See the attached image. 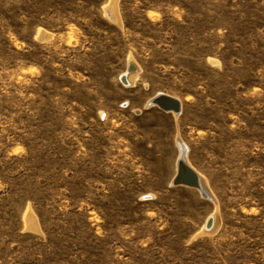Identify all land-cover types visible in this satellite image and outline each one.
I'll use <instances>...</instances> for the list:
<instances>
[{
  "label": "rangeland",
  "instance_id": "obj_1",
  "mask_svg": "<svg viewBox=\"0 0 264 264\" xmlns=\"http://www.w3.org/2000/svg\"><path fill=\"white\" fill-rule=\"evenodd\" d=\"M0 264H264V0H0Z\"/></svg>",
  "mask_w": 264,
  "mask_h": 264
},
{
  "label": "bare ground",
  "instance_id": "obj_2",
  "mask_svg": "<svg viewBox=\"0 0 264 264\" xmlns=\"http://www.w3.org/2000/svg\"><path fill=\"white\" fill-rule=\"evenodd\" d=\"M109 14H111V16L113 17V18H115L114 16V14H113V12L112 13H110L109 12ZM43 36H45V34H43ZM131 63V62H130ZM132 64V63H131ZM130 66V65H129ZM132 66H134V63H133V65ZM136 66V65H135ZM137 68V67H136ZM137 71H138V68L137 69H135V67H130V69H129V71H128V73L127 74H125L124 75V80H125V83H127V84H132L131 82H132V78L135 76V74L137 73ZM135 78H133V80H134ZM161 95H163V94H161ZM160 96V95H159ZM159 96L158 97H156L155 99H154V101L155 100H157L158 98H159ZM154 101H152V102H154ZM152 102L150 103L151 105H155V106H157L156 104H152ZM163 106H165L166 108H170L171 107V103L170 102H168V101H164V100H162V99H160V101H159ZM180 102V101H179ZM162 110V109H161ZM163 111H165V110H163ZM180 111H181V102H180ZM165 112H167V113H176L175 111H172V110H166ZM177 143H178V147H179V149H180V151H181V153H182V155H183V157H182V160L180 161V163L182 162L184 165H187V166H189L192 170H193V172H194V174H190V173H188V171L187 170H184V167L182 166V170H183V177H185V178H187V179H189V178H191V177H194V184H196L197 186H196V188L197 189H200L202 192H204V193H210L209 192V189H208V186H207V184H206V181L201 177V175H199L198 173H197V171L195 170V168H193V166H191V164L187 161V153H188V148H187V146L184 144V142H182V139L180 140L179 138L177 139ZM180 163H179V165H178V168H177V171L179 170V166H180ZM195 176H196V178H195ZM182 186H186V185H182ZM187 187H189V186H187ZM192 188V187H191ZM211 197V196H210ZM218 224V219H217V216H216V214L215 215H213L211 218H210V220H209V223L207 224V226L205 227V231L204 232H206V233H210V232H213L215 229H217V225ZM30 225H33V223L32 224H30ZM32 227V226H31Z\"/></svg>",
  "mask_w": 264,
  "mask_h": 264
},
{
  "label": "water",
  "instance_id": "obj_3",
  "mask_svg": "<svg viewBox=\"0 0 264 264\" xmlns=\"http://www.w3.org/2000/svg\"><path fill=\"white\" fill-rule=\"evenodd\" d=\"M160 99L170 102L171 103V107L168 109L165 106H163L159 102ZM152 104H156L160 109L165 110V111L166 110H172V111H175V112H179L180 111V102H179V100L174 98L173 96H170V95H166V94L160 95L157 100L152 102ZM182 166L184 167V170L188 171V173L194 174L193 170L189 166L184 165L181 162L180 166H179V170L177 171L175 179H174V184L175 185H186V186H189V187H192V188H196L197 185L194 184V177H191L189 179L183 177V170H182L183 168H182ZM195 178H196V176H195Z\"/></svg>",
  "mask_w": 264,
  "mask_h": 264
}]
</instances>
